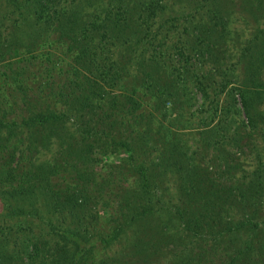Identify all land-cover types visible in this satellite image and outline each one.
Wrapping results in <instances>:
<instances>
[{
	"label": "trees",
	"instance_id": "16d2710c",
	"mask_svg": "<svg viewBox=\"0 0 264 264\" xmlns=\"http://www.w3.org/2000/svg\"><path fill=\"white\" fill-rule=\"evenodd\" d=\"M188 1L0 0V198L21 216L0 264H264V144H238L264 133V28L239 40L232 0ZM196 95L207 125L230 116L208 157L166 138Z\"/></svg>",
	"mask_w": 264,
	"mask_h": 264
},
{
	"label": "rangeland",
	"instance_id": "374dc122",
	"mask_svg": "<svg viewBox=\"0 0 264 264\" xmlns=\"http://www.w3.org/2000/svg\"><path fill=\"white\" fill-rule=\"evenodd\" d=\"M188 0H165L164 9L162 10V13L160 14V17H163V19H167L170 16L174 15H181L185 12V10L188 8ZM1 4V2H0ZM232 7H231V13L227 17V28L230 31V35L233 37H238L239 40H242L243 38H249L253 36V33L257 29H263L264 28V11L261 10L260 7L257 8V10L253 11L254 15H252V12L250 13V10L254 9L257 7V3L254 0H246V2L242 3L240 0H232ZM0 11H1V5H0ZM3 14L0 12V18ZM261 16V17H260ZM13 18V17H12ZM11 18V19H12ZM8 18L1 20L2 25L5 22H8ZM52 38V37H51ZM175 40V37H174ZM50 43V44H49ZM60 47L57 46L56 42L49 41L47 40L44 45H41L39 47L38 52H46L49 51L52 56L51 59H56V58H63L62 51L59 49ZM172 50V49H171ZM36 51V53H38ZM64 59V58H63ZM235 59H233L234 61ZM57 61V60H56ZM235 62V61H234ZM56 64V63H55ZM43 64H39V62H34L32 65H29V72L32 75L33 73H37L38 69L42 70ZM239 67V64L236 65L235 67V72H237V69ZM54 74V72L52 73ZM225 95L224 93H221L219 96V99L223 106L226 105L225 103ZM234 98V103L235 106L234 108L236 109V113L234 114L236 122H242L243 124H246V118L245 115L243 114L241 110V106L239 104V101L235 96ZM230 98V102H231ZM181 100V99H180ZM183 101V100H182ZM181 101V102H182ZM199 103V95H196L195 101L194 102H189V103H184L182 104V109L179 112L178 115L176 113L172 114V112H168L167 116V125L168 128L166 132L167 136L166 138H169L170 140H174L175 144H189L190 147H195L199 151L204 152V150H207L208 147L204 146L202 148L203 144H206L204 140L206 137L211 134V138H214L215 141H217L220 137L219 134H223V130L218 129L217 127H222L227 128L228 126V120L230 118L229 113L227 112V115H223L222 113H216V116L212 123L210 125H207L208 123V112H211V110H205L206 106L198 107L197 104ZM258 109L261 111H264V106H258ZM219 112V111H216ZM216 126L212 129L211 125L215 124ZM209 124V123H208ZM208 126V127H207ZM206 128H210L212 131L208 132L206 131ZM215 129L219 133L213 134ZM248 127H245L244 135L242 136L240 129V141L238 144H250V142H253L252 144H264V133L261 134L259 131H255L251 133L250 136L246 137V133ZM213 132V133H212ZM231 132V131H230ZM172 134V135H171ZM228 134V133H226ZM249 134V133H248ZM218 144V143H217ZM204 149V150H203ZM245 152H247L249 155H244L246 157V163L251 162L250 160V150L247 147H244ZM207 157L210 156V151L207 150ZM204 153V154H207ZM211 153H216V150H212ZM203 154V153H201ZM253 152H251V155ZM113 158V157H112ZM242 162L245 161L244 157H242ZM111 158L103 157L101 163L107 164ZM97 210H100V207L97 208ZM4 211V212H3ZM0 231L6 232L8 229L11 228V226H14V224H17L18 221L16 219H20L21 216H17L14 218H9L6 217L5 215V210L4 207L1 205V198H0ZM28 215L25 216L26 219ZM23 221L20 220L19 223ZM36 226L33 227V232L37 231V226L39 225L38 221H35ZM34 224V223H33ZM29 225V224H26ZM21 235H18V238L20 239ZM18 239V242L20 241ZM23 240V238L21 239Z\"/></svg>",
	"mask_w": 264,
	"mask_h": 264
}]
</instances>
